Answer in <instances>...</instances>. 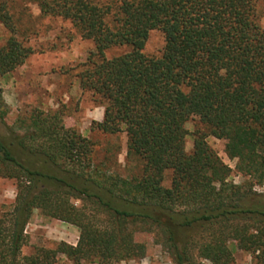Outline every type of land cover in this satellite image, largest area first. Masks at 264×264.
<instances>
[{"label":"trees","instance_id":"1","mask_svg":"<svg viewBox=\"0 0 264 264\" xmlns=\"http://www.w3.org/2000/svg\"><path fill=\"white\" fill-rule=\"evenodd\" d=\"M17 1L69 19L93 40L75 76L103 107L95 127L124 131L126 161L139 168L123 177L96 163L94 143L64 124L61 109H32L18 120L23 133L14 142L0 138V176L15 179L17 189L0 213V264L141 258L147 247L135 239L139 232L152 234L175 264H234L232 246L264 264V192L253 191V181L228 182L230 168L206 142L208 135L226 140L243 172L262 183L264 28L257 0H0V22L11 31ZM153 29L165 39L158 56L143 51ZM114 46L129 50L107 57ZM32 52L8 38L0 75ZM6 113L0 90V119ZM193 117L205 131L193 132L187 152L185 124ZM166 170L169 187L162 184ZM34 209L76 225V244L22 253Z\"/></svg>","mask_w":264,"mask_h":264},{"label":"rangeland","instance_id":"2","mask_svg":"<svg viewBox=\"0 0 264 264\" xmlns=\"http://www.w3.org/2000/svg\"><path fill=\"white\" fill-rule=\"evenodd\" d=\"M258 21L264 28V0H257ZM15 19V30L7 29L0 22V46L10 37L21 41L33 49L25 62L8 74L0 75V90L7 113L0 119V138L14 142L15 136L23 133L19 119L26 117L34 108L43 110L61 109L64 124L74 128L81 135L89 138L95 146L94 159L128 177L137 172L139 166L135 160L126 161L127 136L124 131L115 134L103 133L95 127V122L102 119L103 107L95 97L79 87L75 73L80 63L85 61L89 51L94 49L91 39L82 37L80 31L69 19L61 16L42 15L34 3L24 5L17 1L12 9ZM165 44L163 33L158 29L149 32L144 46V53L149 56L161 54ZM129 50L127 46H114L105 51L107 57L116 56ZM185 127L188 134L185 150L190 152L193 146V132L205 131L198 118L189 119ZM207 144L220 159L230 168L228 182L243 184L252 182V190L264 192V180L255 183L240 167L237 158L229 155L226 140L212 135L206 137ZM23 158L29 154L22 151ZM29 158V157H28ZM39 164L34 157V166ZM171 170H166L162 184L169 187ZM16 181L13 178L0 176V213L10 207L16 196ZM72 203L81 206L79 199ZM27 243L22 253L29 254L36 247L54 248L60 241L75 245L79 237L76 225L50 217L34 209L26 224ZM135 239L146 244V254L141 258L110 261L105 264H175L167 250L156 243L150 233H136ZM234 264H260L250 252L232 246ZM61 256L57 264L65 262ZM205 262L196 259V264Z\"/></svg>","mask_w":264,"mask_h":264}]
</instances>
